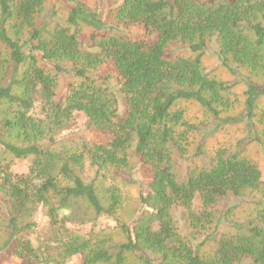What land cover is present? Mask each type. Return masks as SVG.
Returning <instances> with one entry per match:
<instances>
[{"label":"trees","instance_id":"trees-1","mask_svg":"<svg viewBox=\"0 0 264 264\" xmlns=\"http://www.w3.org/2000/svg\"><path fill=\"white\" fill-rule=\"evenodd\" d=\"M46 1L0 0V259L264 264V172L246 155L264 162V0H117L114 24L81 0H58L61 22ZM189 101L208 122L185 121ZM83 121L110 139L61 137ZM120 185L138 192L127 221Z\"/></svg>","mask_w":264,"mask_h":264},{"label":"rangeland","instance_id":"rangeland-1","mask_svg":"<svg viewBox=\"0 0 264 264\" xmlns=\"http://www.w3.org/2000/svg\"><path fill=\"white\" fill-rule=\"evenodd\" d=\"M85 4L89 6L96 7L102 14V17L109 22L114 24V20L111 18H108L111 14V11L117 6V0H81ZM50 5H53L57 10H59V14L61 17V22L65 19V10L63 9L64 4L59 3L58 0H47L46 1V7L49 8ZM126 33L131 36L132 38H136L142 33L141 28H130L126 31ZM168 55L171 57H174L176 55H190L187 54V50L184 46L181 45H174L169 48L167 51ZM202 64L205 67H211L214 64V61L211 56H204L202 58ZM108 68H111L110 65L107 66ZM216 77L219 80H227L229 78L228 73L224 69H218L215 73ZM254 80L257 82H264V65L262 70L254 76ZM70 84V80L68 78H61L59 80L57 89H56V100L59 101L62 99V97L67 93L68 85ZM237 96V103L235 104V109L233 111V114L239 112L242 108L243 104V96H242V90L237 89L234 91ZM178 108H181L184 110V119L185 121L189 123H199V122H208L209 118L207 117L206 113L200 108V106L195 102H179L177 105ZM261 108H264V103L261 102L260 104ZM71 136H83L86 139L96 142V143H106L110 139V135L106 132L98 131L93 128H88L86 126L85 121L79 122L74 124L68 131L64 132L61 137H71ZM233 133L230 135H217V137L210 141L208 143L207 148L213 149L215 147H218L222 144H230L233 142ZM190 146L189 150L192 151L195 147V138L193 135L190 136ZM246 155L257 161L262 168V171L264 172V162L262 161V157L259 151V148L257 146H250L247 149ZM28 160L25 161H17L14 167V170L17 172H22L27 169ZM135 177L138 178L141 182H144L145 174L143 171L139 170L138 168L135 169ZM121 189L123 191V195L125 197L123 209L121 212H119V217L123 221H127L129 217L132 215V212L134 209L138 206V192L136 188H133L132 186L123 187L121 186ZM241 206L235 211V218L239 219V221H243L245 218L249 217L251 214V204L248 203H242ZM80 259H73L70 261V263L77 264L79 263ZM0 264H29L23 261L16 260L12 257L8 258L4 256L0 259Z\"/></svg>","mask_w":264,"mask_h":264}]
</instances>
